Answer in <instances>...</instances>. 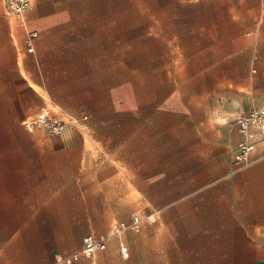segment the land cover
I'll return each instance as SVG.
<instances>
[{"label":"crops","instance_id":"1","mask_svg":"<svg viewBox=\"0 0 264 264\" xmlns=\"http://www.w3.org/2000/svg\"><path fill=\"white\" fill-rule=\"evenodd\" d=\"M88 1L30 0L19 20L0 0V264H264V141L242 166L236 126L264 109V0L182 11L206 24L138 85ZM44 109L62 135L23 130ZM86 236L105 249L83 255Z\"/></svg>","mask_w":264,"mask_h":264},{"label":"rangeland","instance_id":"2","mask_svg":"<svg viewBox=\"0 0 264 264\" xmlns=\"http://www.w3.org/2000/svg\"><path fill=\"white\" fill-rule=\"evenodd\" d=\"M218 3L214 0H90L86 11H103L104 18H114L121 72L126 73L129 65L130 71L136 73L138 85L142 84L145 73L163 68L173 70L172 51L177 37L183 35L182 30L191 38V32L206 24V18H193L186 27L180 20L182 11H211L220 6ZM5 130L0 120V151Z\"/></svg>","mask_w":264,"mask_h":264},{"label":"built area","instance_id":"3","mask_svg":"<svg viewBox=\"0 0 264 264\" xmlns=\"http://www.w3.org/2000/svg\"><path fill=\"white\" fill-rule=\"evenodd\" d=\"M30 7V0H4V9L9 17H14L22 20L24 14ZM37 37L36 33L30 34V41L28 42L29 52H31V41ZM68 125V121L54 116L48 110H41L39 114L23 121L22 127L28 133H33L36 130H43L49 135H62ZM236 126L241 135V142L238 147L237 160L242 166H247L250 162V157L256 148V145L264 141V109L253 110L250 113L240 117L236 121ZM139 218L132 217L131 224H117L113 227V233L117 237L125 229L137 231L139 228ZM106 247L105 239H95L93 236H86L82 240L81 253L85 256L91 257L97 251L104 250ZM121 256L126 259L128 257V250L125 246L120 248ZM78 254L72 255L71 260H77ZM59 261L62 259L58 258Z\"/></svg>","mask_w":264,"mask_h":264}]
</instances>
